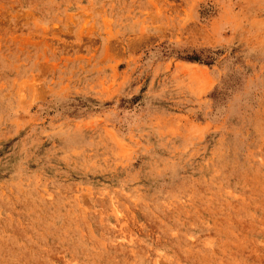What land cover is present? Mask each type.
Masks as SVG:
<instances>
[{
  "label": "rangeland",
  "instance_id": "obj_1",
  "mask_svg": "<svg viewBox=\"0 0 264 264\" xmlns=\"http://www.w3.org/2000/svg\"><path fill=\"white\" fill-rule=\"evenodd\" d=\"M0 264H264V0H0Z\"/></svg>",
  "mask_w": 264,
  "mask_h": 264
}]
</instances>
